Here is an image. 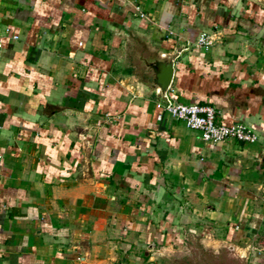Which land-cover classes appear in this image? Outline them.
<instances>
[{
    "label": "crops",
    "instance_id": "obj_1",
    "mask_svg": "<svg viewBox=\"0 0 264 264\" xmlns=\"http://www.w3.org/2000/svg\"><path fill=\"white\" fill-rule=\"evenodd\" d=\"M172 101L256 140L157 120ZM205 256L264 264V0H0V264Z\"/></svg>",
    "mask_w": 264,
    "mask_h": 264
},
{
    "label": "built area",
    "instance_id": "obj_2",
    "mask_svg": "<svg viewBox=\"0 0 264 264\" xmlns=\"http://www.w3.org/2000/svg\"><path fill=\"white\" fill-rule=\"evenodd\" d=\"M210 36L202 32L197 44L200 47L208 48L211 45ZM157 120L163 121L165 114L170 118L182 122L188 128L197 131L204 142H243L252 143L256 140V135L243 123H233L230 125L216 122V109L209 104H199L195 102H158Z\"/></svg>",
    "mask_w": 264,
    "mask_h": 264
},
{
    "label": "water",
    "instance_id": "obj_3",
    "mask_svg": "<svg viewBox=\"0 0 264 264\" xmlns=\"http://www.w3.org/2000/svg\"><path fill=\"white\" fill-rule=\"evenodd\" d=\"M158 65L155 84L163 93L170 85L173 67L171 62H160Z\"/></svg>",
    "mask_w": 264,
    "mask_h": 264
},
{
    "label": "rangeland",
    "instance_id": "obj_4",
    "mask_svg": "<svg viewBox=\"0 0 264 264\" xmlns=\"http://www.w3.org/2000/svg\"><path fill=\"white\" fill-rule=\"evenodd\" d=\"M201 258H202V261L200 262V264H208L209 263V257L208 256L201 257ZM190 264H193V263H190Z\"/></svg>",
    "mask_w": 264,
    "mask_h": 264
}]
</instances>
